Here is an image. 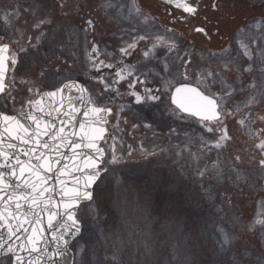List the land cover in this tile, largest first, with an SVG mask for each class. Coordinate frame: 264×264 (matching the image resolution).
I'll use <instances>...</instances> for the list:
<instances>
[{"label":"rangeland","instance_id":"obj_1","mask_svg":"<svg viewBox=\"0 0 264 264\" xmlns=\"http://www.w3.org/2000/svg\"><path fill=\"white\" fill-rule=\"evenodd\" d=\"M54 1L0 0V44L18 59L0 113L20 112L36 92L66 81L80 82L94 104L113 110L101 145L107 171L93 200L79 209L82 231L70 247L72 264H264V225L256 223L264 219V169L235 168L223 152L229 139L216 148L219 129L207 132L170 103L180 84L215 94L264 160L257 147L264 141V20L221 19L218 37L230 38L220 47L206 37L212 31L206 12L207 20L185 24L157 0H68L59 8ZM218 1L219 12L232 8ZM59 60L66 66H51ZM146 89L160 100H147ZM132 92L145 102L137 104ZM225 115L221 128L228 132ZM252 120L260 123L259 134Z\"/></svg>","mask_w":264,"mask_h":264},{"label":"snow or ice","instance_id":"obj_2","mask_svg":"<svg viewBox=\"0 0 264 264\" xmlns=\"http://www.w3.org/2000/svg\"><path fill=\"white\" fill-rule=\"evenodd\" d=\"M166 2L182 8L189 15L197 13V7L187 3V0ZM137 12L139 13V9ZM42 23L44 21L36 26L39 27ZM87 24L92 26V21H87ZM196 31L204 32V29L197 28ZM144 38L140 37L141 40ZM128 47L134 48L135 45L130 44ZM21 51L27 50L22 48ZM92 51L96 52V48L93 47ZM122 51L126 53L127 49ZM35 55H39L38 49ZM151 55V50L144 53L146 58ZM245 55L250 56L247 51ZM9 63L14 70L18 63L17 56L10 52L8 44H0V94H4L7 89ZM117 75L124 79L121 73L118 72ZM211 77L212 73L209 72L208 78ZM53 87V91L41 94L40 99L30 101L31 110L28 112H21L19 115L0 113V253L9 255L14 264H43L45 256L54 262L56 258L65 255L66 249L61 251V242L67 245L65 235L70 231L73 236L80 232L76 210L81 201L93 200L90 189L100 179L101 172L107 171V168L101 167L106 162L104 149L98 145V141L103 140L106 134L107 130L103 125L107 121L103 114H110V109L97 106L89 98L88 106L83 111L86 119L79 122V130L76 131L75 114H79L80 110L70 101L68 110L62 113L66 119H60L61 126H58L53 112L57 116L61 115L64 104L55 106L49 103L45 107L42 101L46 98L50 101L58 95L63 99L65 90L70 89L79 91L80 99L83 100V93L87 90L75 83L59 87L53 84ZM145 91L148 93L147 100H160L159 95L151 94V89ZM131 95L135 97L137 104L145 102V97L136 92ZM171 102L181 113L196 117L207 132L212 133L217 129L221 131L219 140L214 145L216 148L222 146L221 141L229 139L226 129L221 128L225 113L221 109L220 98L215 94L183 85L175 89ZM240 123L243 125L244 122ZM257 147L264 150V141ZM64 149H69L72 156L66 158ZM116 162L113 155L110 163ZM260 164L264 169V160ZM53 176L55 183L49 185ZM256 223L264 225V219H258ZM46 231L52 232V240L56 243L55 251H49L46 245ZM15 241H20L19 245ZM42 243L45 244L44 247H41ZM25 252L29 257L27 260L21 255Z\"/></svg>","mask_w":264,"mask_h":264},{"label":"trees","instance_id":"obj_3","mask_svg":"<svg viewBox=\"0 0 264 264\" xmlns=\"http://www.w3.org/2000/svg\"><path fill=\"white\" fill-rule=\"evenodd\" d=\"M56 1V2H55ZM55 5L56 8H59V4H63L65 2H67L68 0H55ZM71 2V0H69V3ZM92 5V4H91ZM227 5L230 8L232 6V8L230 9H223L221 12H211V7L209 5L205 6L204 8V13L206 12L207 15H211V19L213 20L214 24L218 23L220 24V20L225 18L227 20V22H230L231 20L237 18L236 20H241L243 19L244 15H249V13L257 11L256 6L247 8L245 6V4L243 2H240L239 0H227ZM230 5V6H229ZM88 7H90V5H88ZM90 9V8H89ZM211 12V13H210ZM261 12H263L264 15V3H263V9L261 10ZM245 13V14H244ZM24 15H26L24 13ZM91 14L88 13V21L91 20L90 16ZM209 19V18H208ZM92 21V20H91ZM240 22V21H239ZM219 32V31H218ZM221 35V34H220ZM227 37V36H225ZM224 37V38H225ZM217 37L215 38V41H217ZM214 41V42H215ZM220 40H218L219 42ZM223 42L221 43V47L223 46ZM60 61V60H59ZM64 62V63H63ZM61 63L63 64V66H66V61H60L57 63H53V66H59L61 65ZM43 66H47L49 67V65L43 63ZM41 66V67H43ZM37 93V92H36ZM229 111V110H228ZM228 112L226 113L225 117L228 119H230L231 117L227 116ZM224 118V117H223ZM227 120L228 122V137H229V144L225 147V150H223V152H225L226 155H228L230 157V159L232 160L233 166L239 170H249L252 171L254 170V168L256 166L259 165L260 160H261V156L256 153V144L252 143V141L249 140H245V137L240 134V131L235 123L234 119L231 120ZM259 120V119H258ZM258 120H252L253 123H255L254 125V130L259 134V126H257V124L260 125V123L258 122ZM261 127V126H260ZM263 157V155H262ZM227 192V191H226ZM227 196H232V193L229 194ZM226 201V199H224Z\"/></svg>","mask_w":264,"mask_h":264},{"label":"water","instance_id":"obj_4","mask_svg":"<svg viewBox=\"0 0 264 264\" xmlns=\"http://www.w3.org/2000/svg\"><path fill=\"white\" fill-rule=\"evenodd\" d=\"M158 1L160 3H162V4L169 5V6L173 7V8H177V9L181 10L182 12H184L182 8H178L174 4L167 3L166 0H158ZM188 1L189 0H187V3H189ZM184 13H186V12H184ZM7 74H8V72H7ZM7 74H6V78H7ZM69 83H75L80 88L86 89L84 85H82L81 83H79L77 81H67V82H64L61 86H63L64 84H69ZM183 85H188L190 87L197 88V87H195L193 85L181 84V85L176 86L173 89V91L171 93V96L175 92V89L177 87H181ZM51 91H53V90H51ZM46 92H49V91H44L41 94L46 93ZM40 95L35 100L40 99ZM80 96H81V93L79 91H77L76 89H70V90H65V92L63 93V99L61 98L60 95H58L57 97L52 98L50 101L46 98L44 101H42V103L45 105V107H47L49 105V103H51L52 105H55V106H59L61 103L64 104V108L61 110V115L57 116V114L55 112H53V117H57L55 122L57 123L58 126H61V125H59V120L60 119H66L65 117H63L62 113H63V111L68 110L69 102L71 101V103L74 104L76 107H78L79 110H80L79 114H75V121H74V123L76 124V129L75 130L78 131L79 130L78 129L79 122H82V121H84L86 119L84 117V115H83V111L85 110L86 106H88V99L90 98L88 91L83 93V97H84L83 100L80 99ZM35 100H33V101H35ZM171 104H172V102H171ZM172 105L176 108V106L174 104H172ZM106 109H110V108H106ZM30 110L31 109L29 107V103H27L26 107H25V110L23 112H28ZM111 114H112V110L111 109H110V114H108V113L103 114L105 116L106 121H107L103 125L104 128H106V125L108 123V117ZM14 115H19V113L14 114ZM37 115H39V113H37ZM193 118L197 119L196 117H193ZM46 119H48V118L46 117ZM24 122L25 123H30L28 121H24ZM66 131H67V129H66ZM106 134H107V131H106ZM45 139H47V138H45ZM102 141L103 140L98 141V145L99 146H100ZM63 151L65 152V157L66 158L72 156V153H71V151L69 149H64ZM85 151H89L90 152L91 150H85ZM68 162L70 163V161H68ZM54 183H55V177L53 176V178L49 180V185H52ZM90 190L93 192V188L90 189ZM87 202H89V201H81L80 206L82 204H84V203H87ZM80 206H79V208H80ZM79 208L76 210L77 213H78ZM46 220H47V218L45 217V228L47 229ZM68 223L70 224L71 222L69 221ZM79 226H80V232L78 234H76L75 236L72 235L71 231L68 232L65 235V240L67 241V245H64L63 242H61V251H65V249H66L65 255L56 258L54 262L53 261H49L47 259V257L45 256L44 260H43V264H72V253L70 251V247H71L72 243L81 235V224H80V222H79ZM60 231H63V229H60ZM46 236H47L46 245L49 248V251H55L56 250V243L52 240V232L51 231H46ZM9 243H12V242L9 241ZM19 243H20V241H15L16 245H19ZM44 246H45V244L42 243L41 247H44ZM21 255H23L26 260L29 258L28 254L26 252L25 253H21ZM5 256H9V255L4 254V253H0V258L5 257ZM12 264H14L13 260H12Z\"/></svg>","mask_w":264,"mask_h":264},{"label":"flooded vegetation","instance_id":"obj_5","mask_svg":"<svg viewBox=\"0 0 264 264\" xmlns=\"http://www.w3.org/2000/svg\"><path fill=\"white\" fill-rule=\"evenodd\" d=\"M188 2H189L190 5H192L194 7H197V13L195 15H189L188 13H184L181 10H179L177 8H173V7L169 6V5H164L163 6V4H162V6H163L162 7V10L163 11H168L170 14H176V16H180V15H177L178 13L182 14L181 17H180V20L181 21H183V20L190 21L192 19H198V17L199 18H202L203 20H207V17L204 15V11H203V8H205L204 0H189ZM214 4L216 5L215 8L213 7ZM219 5H220V2L218 0H213V2L211 4V12L212 13L219 12V9H220ZM253 6L254 5H250V6H246V7L247 8H250V7H253ZM256 7H258L257 8V11L251 12V13H249V15L247 14L248 17L245 16L243 19L240 20V22H243V21H247L248 22V20H253V19H257V18L264 20L263 12H261V10L263 9V3H261L260 5H257ZM210 17H212V16H210ZM210 17H209V20H208V24H209V27L212 28V31H210L209 35L207 36L208 40L209 41H215V38L217 37V39L220 40V43L223 40L225 42H227V41L229 42L230 35H228L227 37H225V39L224 38L221 39V36L218 37L219 32H218V30H216V25H218V23H215L214 24L213 20H210Z\"/></svg>","mask_w":264,"mask_h":264}]
</instances>
